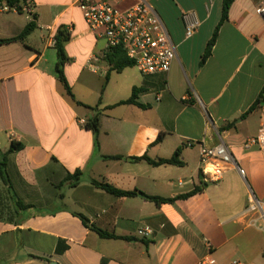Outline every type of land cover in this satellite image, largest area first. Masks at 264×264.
<instances>
[{
	"label": "crops",
	"instance_id": "obj_1",
	"mask_svg": "<svg viewBox=\"0 0 264 264\" xmlns=\"http://www.w3.org/2000/svg\"><path fill=\"white\" fill-rule=\"evenodd\" d=\"M105 1L120 10L136 2ZM145 1L175 46L163 75L110 71L104 40L70 0H28L29 12L0 4V40L18 36L31 20L36 25L23 42L0 44V153L12 142L23 145L6 162L11 189L0 178V264H196L207 256L216 264L237 256L264 264V231L245 213L250 193L264 198V166L248 144L264 123V95L256 104L264 91V22L255 13L264 0H233L202 67L222 0ZM183 15L199 22L189 39ZM58 30L68 36L63 73L74 101L56 73L50 39ZM140 87L135 102L143 107L117 105ZM95 113L97 146L85 128ZM218 144L243 177L233 166L217 182L201 175L199 146ZM177 149L180 166L141 160L170 159ZM76 170L78 185H62ZM93 181L138 195L115 197ZM143 196L174 202L156 205ZM16 201L27 207L17 209ZM78 216L126 239H102ZM145 228L150 234L138 235ZM58 241L68 246L61 255Z\"/></svg>",
	"mask_w": 264,
	"mask_h": 264
},
{
	"label": "built area",
	"instance_id": "obj_2",
	"mask_svg": "<svg viewBox=\"0 0 264 264\" xmlns=\"http://www.w3.org/2000/svg\"><path fill=\"white\" fill-rule=\"evenodd\" d=\"M70 3L78 8L88 30L96 38L104 40L106 51L120 46L142 76L163 75L169 71L176 59L175 46L160 18L145 0H136L125 10H120L105 0H70ZM13 10L16 11V9ZM29 10L28 5L21 8V11L29 12ZM255 13L264 22V3L256 7ZM187 18L186 15L182 16L184 36L189 39L196 32L199 22L196 19L187 20ZM50 45H55L53 37L50 39ZM81 122L84 123V121ZM248 144L257 146L262 166H264V123L260 125L257 135L249 140ZM199 162L201 175L210 182L221 180L228 166L235 167L239 175L244 176V171L236 166L230 151L224 144L213 147L200 145ZM245 213L253 216L252 225L264 229V198L259 199L250 193ZM148 234L150 230L147 228L138 231L140 236ZM196 264L216 263L211 256H207Z\"/></svg>",
	"mask_w": 264,
	"mask_h": 264
},
{
	"label": "trees",
	"instance_id": "obj_3",
	"mask_svg": "<svg viewBox=\"0 0 264 264\" xmlns=\"http://www.w3.org/2000/svg\"><path fill=\"white\" fill-rule=\"evenodd\" d=\"M27 2H28V0H0V4L4 5L5 8H7L8 10L16 9V11H20L22 6L25 5ZM232 2H233V0H222L221 16H220L219 23H218L217 27L215 28V30L212 34V37L208 41L203 55L200 58L199 67H202L205 64L206 60L210 57L212 48L216 42L218 30L221 27V25H223L227 21L228 11H229V8H230ZM35 28H36L35 22H34V20H31L26 25L24 30L18 36L11 38V39L0 40V44H9V43H13V42H23L25 40V38L34 31ZM54 39H55L54 48L56 50V56H57V62H56V66H55L57 77H58L60 84L62 85V88H63L66 96H68L72 101H74V96L71 92L70 87L68 86V84L66 82V79H65L64 73H63V67L68 61V58L66 57L65 50H64V45L68 40V36L62 30H58ZM104 60L110 66V71H114L117 73H120L125 68L134 67L133 62L130 61L126 57L123 49L120 46L107 50L105 53V56H104ZM144 91H145L144 87L133 88L131 91L130 97L126 101H122V102L118 103L117 105L136 104L139 107H143V106H140L139 104H137L135 102V100H136L138 94H140ZM262 95H264V91H262V94H261L260 98L258 99V101H256V104L259 102V100H262ZM77 104L80 106H83L80 103H77ZM254 105L250 108L249 111H251L253 109ZM83 107L88 109L89 111H96V108H89L86 106H83ZM230 127L231 126L228 125L225 128H230ZM85 128L92 132L95 145L97 146V137H98V133H99V114L98 113H95L94 115H92L90 118H88L86 120ZM22 149H23V145L21 143L12 142L11 147H10L8 152H6L4 154L0 153V178L7 185L8 189H11L9 178H8L7 172H6V162H7L8 156L11 153L18 152ZM179 154H180V150L177 149L170 159H159L157 161H151L148 158L143 157L141 160H145L148 164H150L152 166H162V165L180 166L181 162L178 160ZM137 160H140V159H137ZM80 177H81V172L76 170L75 172H73V174H67L65 176L64 180L62 181V185H67L68 187H75L78 185V183L80 181ZM92 184L95 187H97V188L103 190L104 192H106L112 196H115V197H132V196L138 195L135 192H123V191L116 190L106 183H98V182L93 181ZM198 191H199L198 189H194L189 194H187L185 196H180L179 199H186V198L190 197L191 195L196 194ZM143 197L152 201L156 205L172 204L174 202V199H163V198L145 197V196H143ZM15 205H16L17 209H25L27 207L19 201H16ZM78 218L80 219L81 223L86 228H88L91 231H93L94 233H96L102 239H122V240L126 239V238H122V237H117V236L109 234V233H107L101 229L96 228L94 225L89 224L88 220L85 219L83 216H78ZM67 248H68V246L65 244L64 241H58L57 245H56V249H55L56 255H61L62 253H64L67 250ZM30 257H34V256H30Z\"/></svg>",
	"mask_w": 264,
	"mask_h": 264
},
{
	"label": "rangeland",
	"instance_id": "obj_4",
	"mask_svg": "<svg viewBox=\"0 0 264 264\" xmlns=\"http://www.w3.org/2000/svg\"><path fill=\"white\" fill-rule=\"evenodd\" d=\"M133 70H136L135 67H133ZM138 75H140V73H138ZM262 231H264V229H262ZM243 238V236L241 237ZM240 240V239H239ZM232 262H239L241 264H245V262L243 260H241L238 256L237 257H234L230 260V263L232 264Z\"/></svg>",
	"mask_w": 264,
	"mask_h": 264
}]
</instances>
